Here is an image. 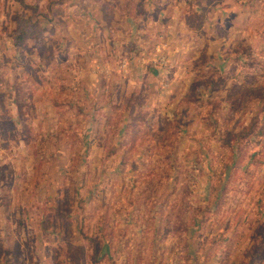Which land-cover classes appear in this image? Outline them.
I'll return each instance as SVG.
<instances>
[{"label": "rangeland", "instance_id": "1", "mask_svg": "<svg viewBox=\"0 0 264 264\" xmlns=\"http://www.w3.org/2000/svg\"><path fill=\"white\" fill-rule=\"evenodd\" d=\"M0 264H264V0H0Z\"/></svg>", "mask_w": 264, "mask_h": 264}, {"label": "crops", "instance_id": "2", "mask_svg": "<svg viewBox=\"0 0 264 264\" xmlns=\"http://www.w3.org/2000/svg\"><path fill=\"white\" fill-rule=\"evenodd\" d=\"M83 3H84V5H83ZM97 3L98 2H96L95 3V5H97ZM78 4H80V5H74L73 7H71L70 8V11H72V10H77L78 11V14H86V12L85 11H83L86 7H87V5H86V2L84 1H82L81 3H78ZM91 6V5H90ZM102 13H103V11H102ZM101 13V14H102ZM90 14H92V15H94V13L92 12V13H90ZM104 14V13H103ZM94 28H97V27H94ZM104 28V30H105V35H106V37L108 38V30H107V28H105V27H103ZM116 32L118 33V32H120V31H117V29H116ZM73 34H74V36H76V39H78L79 40V42H80V45L83 47V48H85V49H87V50H91L92 48H93V50L92 51H90V53H91V56L90 57H87V55L89 54V52H86V55H85V57L87 58V60L90 58V63H89V65L88 64H86L85 63V66H86V68L87 69H89V68H91V70L90 71H86V74H88L87 76H86V80H88V81H97L98 80V77H99V75L98 74H96V68L98 67V62L99 61H101L102 59L104 60L106 57H111V55L116 51L115 49L117 48L116 47V45H118V44H116V39L114 40V38L113 39H107V38H104V37H102L101 38V36L100 37H98V34L95 32L94 33V35L93 36H97L96 37V43H95V45L93 44L94 43V40L92 41V42H90V41H85V39H86V37H88L89 36V34H87L86 32H84V31H82V32H77V30H73ZM116 37H118V40L121 38V36L120 35H117ZM108 41L109 42V46H110V48H111V50H108V52H109V54H107L106 56H104L103 54H102V51H101V43H99L100 41ZM120 42H122L121 40H120ZM147 45V44H146ZM95 46V47H94ZM85 54V53H84ZM100 54H101V56H100ZM106 54V53H105ZM155 55V54H154ZM103 56V58L101 59V57ZM95 58H97V59H95ZM84 64V63H83ZM93 68H95L94 70H93ZM92 70L94 71V73H92ZM80 75V76H79ZM78 75V77L77 78H82L83 77V73H81L80 72V74ZM85 77V76H84Z\"/></svg>", "mask_w": 264, "mask_h": 264}, {"label": "trees", "instance_id": "3", "mask_svg": "<svg viewBox=\"0 0 264 264\" xmlns=\"http://www.w3.org/2000/svg\"><path fill=\"white\" fill-rule=\"evenodd\" d=\"M196 17H201V21L198 25H194L193 21L190 19L188 21V26L190 29L192 30H200L202 29V21H203V14L201 15H195ZM29 28V30H28ZM28 28H21L19 31L16 32V45L17 46H24L26 44L27 38L29 37H35L36 36V32L34 30V28L29 27ZM251 132V130L247 131V133L245 135H243V137H246L249 133Z\"/></svg>", "mask_w": 264, "mask_h": 264}, {"label": "built area", "instance_id": "4", "mask_svg": "<svg viewBox=\"0 0 264 264\" xmlns=\"http://www.w3.org/2000/svg\"><path fill=\"white\" fill-rule=\"evenodd\" d=\"M157 51L158 53H161L160 49H157ZM157 57H159V54ZM165 63H167L165 56H161L160 58H158V60L155 61V64L164 65Z\"/></svg>", "mask_w": 264, "mask_h": 264}]
</instances>
